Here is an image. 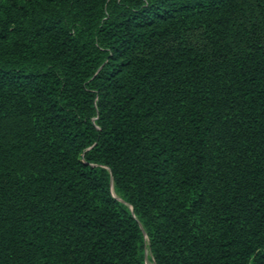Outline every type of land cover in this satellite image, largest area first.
<instances>
[{"label": "trees", "instance_id": "1", "mask_svg": "<svg viewBox=\"0 0 264 264\" xmlns=\"http://www.w3.org/2000/svg\"><path fill=\"white\" fill-rule=\"evenodd\" d=\"M264 264V0H0V264Z\"/></svg>", "mask_w": 264, "mask_h": 264}, {"label": "rangeland", "instance_id": "2", "mask_svg": "<svg viewBox=\"0 0 264 264\" xmlns=\"http://www.w3.org/2000/svg\"><path fill=\"white\" fill-rule=\"evenodd\" d=\"M149 253H146V264H155L152 260L148 258Z\"/></svg>", "mask_w": 264, "mask_h": 264}]
</instances>
